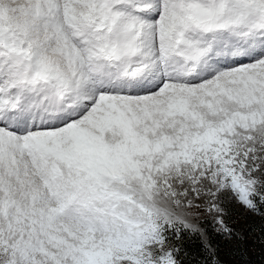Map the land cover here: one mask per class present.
I'll return each mask as SVG.
<instances>
[{"label": "snow or ice", "instance_id": "obj_1", "mask_svg": "<svg viewBox=\"0 0 264 264\" xmlns=\"http://www.w3.org/2000/svg\"><path fill=\"white\" fill-rule=\"evenodd\" d=\"M205 222L264 264V0H0V264H229Z\"/></svg>", "mask_w": 264, "mask_h": 264}, {"label": "trees", "instance_id": "obj_2", "mask_svg": "<svg viewBox=\"0 0 264 264\" xmlns=\"http://www.w3.org/2000/svg\"><path fill=\"white\" fill-rule=\"evenodd\" d=\"M244 222L242 221L241 224ZM249 227L248 231L252 233L251 237L254 238L255 236L259 235L257 229L259 227V218L258 217H250L249 221L247 222ZM203 228L207 229L208 236L205 237V239L201 238V236L197 235L192 237L190 241L185 242V246L189 253L196 257L197 259L201 258L204 255L203 252V243L206 239H211L216 245H218L220 249V255L221 259L228 260L229 264H235L234 261H232L227 253L229 252V248L225 246L224 239L217 234L215 231L212 230V226L205 222L203 225H201ZM257 252L259 251V245L256 246Z\"/></svg>", "mask_w": 264, "mask_h": 264}, {"label": "rangeland", "instance_id": "obj_3", "mask_svg": "<svg viewBox=\"0 0 264 264\" xmlns=\"http://www.w3.org/2000/svg\"><path fill=\"white\" fill-rule=\"evenodd\" d=\"M241 222H242V221H241ZM241 222H240V224H239L238 226L242 225ZM210 226H211V225H210ZM201 238L205 239V237H202V236H201ZM248 245H249L250 248L253 247V238H252L251 236H249V239H248ZM257 245H258V244H257ZM257 245H255V248H256Z\"/></svg>", "mask_w": 264, "mask_h": 264}]
</instances>
